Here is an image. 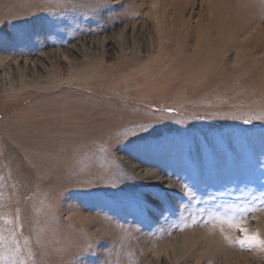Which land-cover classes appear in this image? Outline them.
Listing matches in <instances>:
<instances>
[{
	"label": "rangeland",
	"instance_id": "374dc122",
	"mask_svg": "<svg viewBox=\"0 0 264 264\" xmlns=\"http://www.w3.org/2000/svg\"><path fill=\"white\" fill-rule=\"evenodd\" d=\"M257 117L264 0H0V264H264Z\"/></svg>",
	"mask_w": 264,
	"mask_h": 264
},
{
	"label": "clouds",
	"instance_id": "9594fccd",
	"mask_svg": "<svg viewBox=\"0 0 264 264\" xmlns=\"http://www.w3.org/2000/svg\"><path fill=\"white\" fill-rule=\"evenodd\" d=\"M83 225L69 220L66 224H56L39 242L43 264H75L74 254L87 247L81 239Z\"/></svg>",
	"mask_w": 264,
	"mask_h": 264
},
{
	"label": "snow or ice",
	"instance_id": "6c2138e0",
	"mask_svg": "<svg viewBox=\"0 0 264 264\" xmlns=\"http://www.w3.org/2000/svg\"><path fill=\"white\" fill-rule=\"evenodd\" d=\"M171 111V109H168ZM258 119L264 117H257ZM19 219V217H17ZM232 227L236 228L241 235L235 241L237 244L244 247H256L262 251H264V237H261L258 231L249 232L246 227L242 226V221H229Z\"/></svg>",
	"mask_w": 264,
	"mask_h": 264
}]
</instances>
